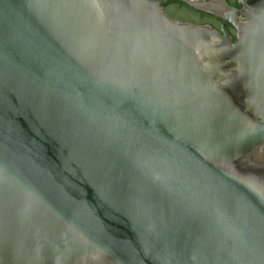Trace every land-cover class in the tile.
<instances>
[{
  "label": "water",
  "instance_id": "obj_1",
  "mask_svg": "<svg viewBox=\"0 0 264 264\" xmlns=\"http://www.w3.org/2000/svg\"><path fill=\"white\" fill-rule=\"evenodd\" d=\"M237 3L0 0V264H264V0Z\"/></svg>",
  "mask_w": 264,
  "mask_h": 264
},
{
  "label": "trees",
  "instance_id": "obj_2",
  "mask_svg": "<svg viewBox=\"0 0 264 264\" xmlns=\"http://www.w3.org/2000/svg\"><path fill=\"white\" fill-rule=\"evenodd\" d=\"M195 9L187 6L186 4L182 2H173L165 7V11L168 13L169 16H174L178 18H182L181 16L191 18L193 21H200L203 22L207 18V15L205 13H198L197 16L193 15ZM198 11V10H197ZM176 14V15H173ZM183 19V18H182Z\"/></svg>",
  "mask_w": 264,
  "mask_h": 264
},
{
  "label": "flooded vegetation",
  "instance_id": "obj_3",
  "mask_svg": "<svg viewBox=\"0 0 264 264\" xmlns=\"http://www.w3.org/2000/svg\"><path fill=\"white\" fill-rule=\"evenodd\" d=\"M227 2L230 5H232V6H235V7H238V8L240 7V5L237 3V0H227ZM194 12L195 13H193V15H195V16H197V14L200 13V11H197V10H194ZM173 15H176V14L173 13ZM206 15H207V18L203 22L194 21V20L192 21L191 18H187V17H184V16H181L183 19L182 18H178V17H174V16H172V17L180 19V20H183V21H189V22H192V23H195V24H210L214 28L219 29L220 26H221V22H222L221 19L216 17V16L210 15V14H206ZM225 27L227 28L228 32L231 34V36L233 38V41L235 42L236 41L235 29L230 24H225Z\"/></svg>",
  "mask_w": 264,
  "mask_h": 264
}]
</instances>
